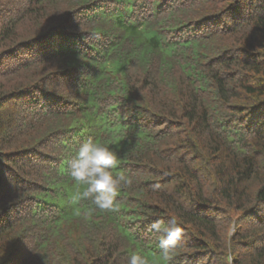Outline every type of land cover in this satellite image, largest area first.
<instances>
[{
	"label": "trees",
	"instance_id": "trees-1",
	"mask_svg": "<svg viewBox=\"0 0 264 264\" xmlns=\"http://www.w3.org/2000/svg\"><path fill=\"white\" fill-rule=\"evenodd\" d=\"M88 138L133 177L115 212L72 203ZM132 251L264 264V0H0V264Z\"/></svg>",
	"mask_w": 264,
	"mask_h": 264
},
{
	"label": "clouds",
	"instance_id": "clouds-1",
	"mask_svg": "<svg viewBox=\"0 0 264 264\" xmlns=\"http://www.w3.org/2000/svg\"><path fill=\"white\" fill-rule=\"evenodd\" d=\"M118 163L117 153L103 143L88 138L79 144L68 161V175L76 186L72 203L88 200L101 211H117L120 191L133 184V177L130 175L124 172L114 174L113 170ZM149 231L158 234L159 247L165 259L183 237V230L174 216L167 223L162 220L153 221L149 225ZM128 264H148V260L139 252L132 251Z\"/></svg>",
	"mask_w": 264,
	"mask_h": 264
}]
</instances>
